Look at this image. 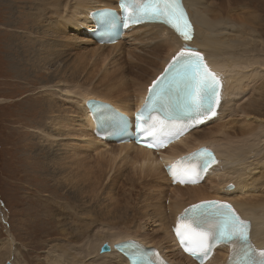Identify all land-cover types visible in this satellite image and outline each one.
Wrapping results in <instances>:
<instances>
[{
  "label": "bare ground",
  "instance_id": "obj_1",
  "mask_svg": "<svg viewBox=\"0 0 264 264\" xmlns=\"http://www.w3.org/2000/svg\"><path fill=\"white\" fill-rule=\"evenodd\" d=\"M260 1L264 0H183L194 26L192 39L184 40L167 24L146 22L129 28L110 45L95 44L84 31L91 10L114 6L117 0H33L26 10L22 7V17L12 21L11 29L16 31L9 40L13 52L21 54L15 63L17 67L27 65L32 74L51 68L49 80L39 81L46 93L36 104L37 119L43 122L27 124L38 130L36 139L41 144L36 146L44 144L33 153L48 152L45 174L70 194L64 204L79 209L67 221L61 209H52L55 221L64 225L60 222L59 238L47 251V264H130L116 248L118 242L130 239L156 247L174 264H194L183 255L173 229L186 209L209 199L230 202L251 221L254 247L264 250V195L247 198L264 187V159L250 160L239 140L245 129L259 128L264 141V126L255 122L250 111L264 100V22L256 13L264 11L262 4L255 5ZM67 14L72 18L71 29ZM56 19L63 23L60 28ZM22 34L29 39H22ZM51 40L58 44L51 45ZM75 40L87 49H78ZM49 50L51 56L45 54ZM182 50L202 54L222 82L215 115L164 152L93 137L95 113L93 119L87 99L108 102L122 113L133 114L155 78ZM258 89L262 91L257 99ZM73 112L81 117L76 123L69 116ZM76 124H81L77 130L81 137L102 143L96 155H78L63 148L68 136L64 130ZM91 145L93 149L100 146H87ZM200 147H208L218 159L206 179L196 185H171L172 170L167 166L179 164L183 156ZM61 172L63 177L57 176ZM65 172L71 176H64ZM162 237L167 241H161ZM14 241L11 236L0 243V264L19 251ZM104 244L109 246L106 251L101 250ZM231 259L232 253L220 248L205 264H228Z\"/></svg>",
  "mask_w": 264,
  "mask_h": 264
},
{
  "label": "rangeland",
  "instance_id": "obj_2",
  "mask_svg": "<svg viewBox=\"0 0 264 264\" xmlns=\"http://www.w3.org/2000/svg\"><path fill=\"white\" fill-rule=\"evenodd\" d=\"M16 1L15 3L19 5L17 9L14 7V0H0V243L14 236V243L19 251L9 255L7 261L10 263L47 264L50 257L49 247L59 238V225H64L61 220L55 221L56 215L52 214L54 211L52 209H61L65 221L72 218L73 214H79V209L70 203L64 204V198L68 200L70 194L64 192L61 185L54 184L50 175L45 174L48 172L46 165L49 160L48 152L33 153L44 144L36 146V143L41 144L36 139L38 130L28 125L43 122L40 118L37 119L40 113H37L36 104L46 97V93L39 87V81L45 83L49 80L51 68L40 69L32 74L27 65L17 67L15 62L20 59L21 54L13 52V47L9 43L12 32L16 31L13 27L11 29L12 21L22 17L23 9L26 10L27 5L32 4L33 0ZM256 4H262L264 11V1L255 2ZM258 12L264 22V12L256 13ZM67 15L66 24L71 29L72 18ZM56 22L59 28L63 25L59 19H56ZM49 32L51 35V31ZM67 33L66 35H69ZM21 38L29 39L24 34ZM148 40L150 43L148 47H151L152 37ZM74 42L79 45L78 49H87L86 45L76 40ZM50 43L58 44L55 40H51ZM45 54L51 56L52 52L49 50ZM31 63L29 61V64ZM34 83L37 84L33 85ZM262 90L258 89L255 98H259L257 93ZM250 111L255 122L263 128L264 100ZM74 113L78 112H73L69 116L75 118L76 123L81 117L74 116ZM80 126L81 124H76L75 127L64 130L68 132V136L63 142V148L75 151L78 155H96L94 151H100L102 143L100 141L94 143L81 137L77 131L80 130ZM255 129H245L244 136L240 135L239 140L242 139L240 146L244 147L243 153L249 155L250 160L258 161L264 159L263 129ZM75 144H78L76 149ZM89 144L100 146L93 149L94 146H87ZM248 148L253 150L248 151ZM57 176L63 177L62 172ZM64 176H71V173L65 172ZM122 177L120 176L119 180ZM258 195H264V187L247 198ZM67 213L71 214V217H68ZM262 226L264 227V224ZM161 241L165 242L167 239L162 237Z\"/></svg>",
  "mask_w": 264,
  "mask_h": 264
},
{
  "label": "snow or ice",
  "instance_id": "obj_3",
  "mask_svg": "<svg viewBox=\"0 0 264 264\" xmlns=\"http://www.w3.org/2000/svg\"><path fill=\"white\" fill-rule=\"evenodd\" d=\"M121 8L133 22L147 19L164 23L184 40L192 38L183 0H121ZM165 71L172 72V77L165 81L162 74L158 81H154L145 104L149 113L157 110L165 113V119L141 129L153 140L148 147H163L165 137L170 141L181 134L182 130H186V126H177L174 121L197 116L207 118L209 112L215 115L212 108L220 81L216 73L207 67L199 52L182 50L173 57V62ZM172 97L175 99L171 100ZM183 159L199 160L200 164L198 167L170 166L173 176L178 177L181 183L195 182L199 171L207 170L209 162L215 163L213 154L207 149ZM185 220L191 222L185 223ZM176 233L181 244L185 245V251L198 258H206L213 243H233L238 240L242 244V252L237 258L231 259L230 264H264V250H257L250 243V222L241 219L229 204L206 201L192 205L182 214ZM132 255L136 258L133 264H157V261L148 260L139 250Z\"/></svg>",
  "mask_w": 264,
  "mask_h": 264
},
{
  "label": "water",
  "instance_id": "obj_4",
  "mask_svg": "<svg viewBox=\"0 0 264 264\" xmlns=\"http://www.w3.org/2000/svg\"><path fill=\"white\" fill-rule=\"evenodd\" d=\"M108 245L107 244H104L102 247H101V250L102 251H105V250H108ZM5 264H11L10 262H6Z\"/></svg>",
  "mask_w": 264,
  "mask_h": 264
}]
</instances>
